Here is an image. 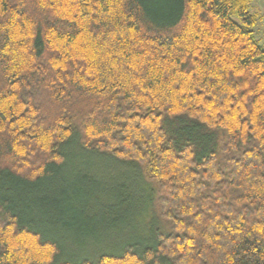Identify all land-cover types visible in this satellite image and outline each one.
<instances>
[{"label":"trees","instance_id":"16d2710c","mask_svg":"<svg viewBox=\"0 0 264 264\" xmlns=\"http://www.w3.org/2000/svg\"><path fill=\"white\" fill-rule=\"evenodd\" d=\"M252 3L0 0V264H264ZM67 144L140 170L142 204L98 212Z\"/></svg>","mask_w":264,"mask_h":264},{"label":"rangeland","instance_id":"374dc122","mask_svg":"<svg viewBox=\"0 0 264 264\" xmlns=\"http://www.w3.org/2000/svg\"><path fill=\"white\" fill-rule=\"evenodd\" d=\"M251 12L257 15L253 27L254 36L264 45V0H253ZM219 132L221 133V131ZM64 151L67 152L69 159L78 161L82 165L90 164V168L93 169L94 167L96 169V171L90 173L98 178L97 181L93 179V193L90 197H93L95 202H92L99 206L98 212H101L103 208L119 207L122 204L121 198H126L130 202L134 200L136 204L140 202L142 204L145 198V187L139 178L141 176L140 170L133 169L132 167H120L118 166L120 164L112 160L113 158L103 154L76 153L75 151L80 150H76L71 146L69 147L68 144L65 146ZM69 190L74 194L72 196L80 199L81 195H79L80 192L77 189L75 190L70 187ZM107 191L110 194H106ZM113 195L118 199L120 197L119 201H115ZM125 202L124 200L123 203ZM131 205L134 210L142 208L135 204ZM133 230L137 234L140 233V228L136 221L133 225Z\"/></svg>","mask_w":264,"mask_h":264}]
</instances>
